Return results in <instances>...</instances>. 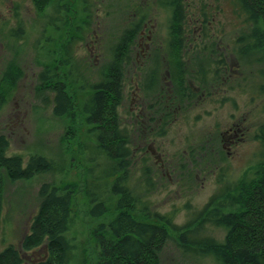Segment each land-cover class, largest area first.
Wrapping results in <instances>:
<instances>
[{"label": "rangeland", "instance_id": "rangeland-1", "mask_svg": "<svg viewBox=\"0 0 264 264\" xmlns=\"http://www.w3.org/2000/svg\"><path fill=\"white\" fill-rule=\"evenodd\" d=\"M192 1L207 2L208 11L215 15L214 23L218 24L215 28L224 34L225 44L230 45V53L235 54L236 34L248 27L238 19L231 3L228 0ZM157 2L52 0L45 10L37 11L33 0H0V80L8 68L18 70L16 82L3 87L7 101L0 112V134L10 139V154H20L26 159L31 155H43L57 161L63 159L67 167L60 174L42 173L26 180L5 179V218L0 232V251L8 244H20L31 218L38 211V192L42 184L50 183L57 188L69 185L74 191V218L66 236L76 245V258L72 264L97 263L99 247L94 232L100 224L108 223L116 210L113 204L110 213L101 218H94L89 212L86 191L99 183L89 173L91 164L77 151L80 142L93 141L82 114L83 99L89 93L70 88L77 104L76 120L72 123L68 117L54 115L50 103L36 95L37 77L46 66L59 68L63 73L66 68L61 65L63 46L73 37L81 36L74 51L77 64L80 69H85L88 77L96 80L111 60L113 47L123 31L137 20V7L142 12L149 11L151 27L146 28L144 36L136 42L132 62L125 67L121 114L131 129V147L135 155L129 184L150 206L151 215L141 218L159 221L156 215H169L174 223L184 225L196 218L220 189L221 181L235 183L251 178L255 173L262 149L255 131L259 125H264V78L261 76L264 63L256 61L257 55L238 60L233 63L238 71L216 85L212 64L215 62L210 56L216 49L210 42L213 39L196 42L195 59L188 79L185 78V82L193 86V100L182 101L178 110H170V117H167L169 113L161 114L157 108L162 106L157 107L155 103L158 94H152L162 88V93L169 92L171 87L166 81L170 74L167 72L161 78L156 72L148 87L144 86L146 71L138 68L142 65L147 36L165 41L168 37L169 14ZM139 3L142 5L138 6ZM59 5L64 6L59 8L61 19L51 24ZM19 24L21 28H18ZM169 59L160 66H166L167 70L171 65L175 67V57L170 55ZM148 66L154 70V63ZM134 111L140 118L145 114L152 120L149 125L152 132L142 129L140 120L135 123L138 119L135 114L131 115ZM237 126L243 134L232 132L230 144L225 145L228 131ZM145 159H150L149 174L144 173ZM206 233L224 235L222 230L216 229H207ZM170 235L161 264H215L210 258L197 260L184 255L178 247L176 234L170 231Z\"/></svg>", "mask_w": 264, "mask_h": 264}, {"label": "trees", "instance_id": "trees-1", "mask_svg": "<svg viewBox=\"0 0 264 264\" xmlns=\"http://www.w3.org/2000/svg\"><path fill=\"white\" fill-rule=\"evenodd\" d=\"M84 1L88 3V0ZM228 1L238 19L244 21L241 23L248 27L244 31L242 29L240 38L242 60L257 55L256 61L264 63V0ZM51 2L52 0H33L37 11L45 10ZM156 4L169 14L170 47L178 45L181 48L182 40L187 39L186 35L181 34L187 29L184 25H203L201 30L207 32L206 25L216 22L205 1L194 3L192 0H158ZM61 7L64 6L57 7V16L51 18V24L61 19ZM135 12L137 20L123 31L113 47L111 60L99 72L96 80L88 77L85 69H80L77 64L74 51L81 36L73 37L63 46L61 65L66 66L63 73L59 68L46 66L37 77L36 95L50 103L54 115L68 117L72 123L76 120L77 104L70 88L89 93L83 99L82 114L88 127L87 133L93 141L80 142L77 150L91 164L89 173L99 183L86 191L89 212L92 217L101 218L110 213L113 204L116 210V215L108 223L100 224L94 232V240L99 247L96 264H161L162 252L171 239L170 231L176 234L181 252L194 259L210 258L215 264H264V125L260 127L258 136L262 147L261 160L251 178L235 183L221 181L220 189L197 213L196 218L184 225L174 223L169 215H156L159 221L141 218L151 215L150 206L129 184V173L134 165L135 155L131 147V129L124 123L121 114L125 98V67L132 62L136 42L143 37L144 30L151 27L149 11L142 12L137 7ZM21 27L19 24L18 28ZM14 33L13 29L12 36ZM204 37L207 36L202 39ZM17 72L16 68L10 67L2 73L0 112L7 101L3 87L16 82ZM146 74L144 86L150 87L153 77L151 69ZM261 76L264 78V68L261 69ZM178 81L181 88L177 94V102L181 104L190 96L183 92L182 82L185 80L179 78ZM46 91L49 93L46 94ZM161 92L159 90L152 94H158L155 101L157 107ZM169 95L172 96L171 103L175 99L173 94ZM151 108L153 107L150 106ZM157 110L161 114L169 113L167 117H170V106L164 105ZM145 117V122L139 123L142 129L145 128L150 133L152 131L149 130V125L152 120ZM149 160H144L146 174L150 173ZM66 169L63 159L57 161L43 155H31L26 159L20 154H10V139L0 134V232L5 218L6 178L11 181L26 180L42 173L60 174ZM102 180L104 182H100ZM70 187L66 185L57 188L50 183L41 185L37 213L31 218L30 226L20 244H8L0 251V264L73 263L76 245L66 236L72 228L74 218V191ZM207 229L222 230L224 235L219 237L206 233Z\"/></svg>", "mask_w": 264, "mask_h": 264}, {"label": "flooded vegetation", "instance_id": "flooded-vegetation-1", "mask_svg": "<svg viewBox=\"0 0 264 264\" xmlns=\"http://www.w3.org/2000/svg\"><path fill=\"white\" fill-rule=\"evenodd\" d=\"M215 23L213 22V23H209L208 25H206L208 28L207 32L202 31L203 29L201 30V27L203 25L194 24V23H189V24L184 25L185 28L187 29L185 32H182L181 34L186 35L187 39L182 40L181 48H179L178 45L170 47L169 38H168L169 36L167 37L166 41L164 40V38L160 40H153L152 36L151 37L149 35L147 36L148 40H146L144 43L143 56L141 57V62H140L142 63V65H140L138 68L140 70L142 69L143 71H148L149 69H151L148 66V64L154 63V67H153L154 70L151 69L153 76L156 75V72L161 78L167 72L170 74L167 80L168 82L166 81V83H169L171 87L169 89L170 93L168 92L166 94L165 91L162 93L161 90H160L161 93H159L160 98L158 101L160 102L161 106H164V105H166V107L170 106L172 112L173 111L175 112L181 106V104L177 102V94H178L179 89L181 88V84L178 83V79L179 77L180 79H184V80L185 78L188 79V76L190 74V66L195 59L194 50L198 49L196 42L203 43L205 41L204 39H213L210 42L212 43V46L216 47V49L212 50V53L210 56L211 58L214 59V62H215L212 64L214 67L213 75L216 76V78H218V80L213 81L216 85L222 83L221 82L222 79H225L227 76L232 75L234 72L238 71V69L235 66H233L234 65L233 63H235L238 60L243 61L241 54H240V52L242 51V42L240 39L243 33L242 29L240 30L239 33L236 34V37H235L236 51H235V54H233V53H230L229 51L230 45L227 46L222 38L224 34L218 28H217L218 30L215 28L218 25ZM144 33H146V29L143 32V36H144ZM197 35L199 36L197 37ZM195 36H196V39L194 38ZM203 36H207V37H204L202 39ZM141 43L142 42H139V45H141ZM207 48L208 47H206V49ZM207 50H209V48ZM170 55L175 57V67L171 65V69L167 70L166 66L162 67L160 65L163 64L164 61H170L169 59ZM228 55H230L233 58V62L230 61V58ZM227 59L229 62L227 61ZM158 66H160V68ZM217 81H220V82H217ZM182 84H183L182 88L185 90L183 92L189 94L190 96L189 99L187 100L188 102H190L192 98V94L194 93V91H191L192 90L191 88L193 86L191 83H188V82L187 83L182 82ZM194 89H196V87H194ZM162 91H163V88H162ZM169 94H173L174 99H175L171 103H170V100L172 99L171 98L172 96ZM141 112L143 111L141 110ZM132 114H135V118L138 119L135 121V123H137L139 120L141 122L143 121L144 118L142 117L140 118V116L136 114V111L132 112L131 115ZM144 116L145 114L143 115V117ZM261 126L263 125H259L255 131V138L259 142H260V139L258 136L260 135ZM232 132L234 134H238L239 132L243 134V130L241 129V127L237 126L236 128H231L228 131L227 136H225V145L230 144V142L228 141L229 139H232L233 137Z\"/></svg>", "mask_w": 264, "mask_h": 264}]
</instances>
